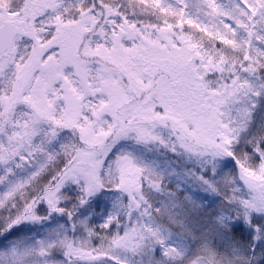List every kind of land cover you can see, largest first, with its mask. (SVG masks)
<instances>
[{
  "label": "snow or ice",
  "instance_id": "1",
  "mask_svg": "<svg viewBox=\"0 0 264 264\" xmlns=\"http://www.w3.org/2000/svg\"><path fill=\"white\" fill-rule=\"evenodd\" d=\"M0 264H264V0H0Z\"/></svg>",
  "mask_w": 264,
  "mask_h": 264
}]
</instances>
